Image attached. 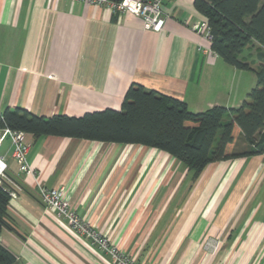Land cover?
<instances>
[{
  "label": "crops",
  "instance_id": "0c3cea01",
  "mask_svg": "<svg viewBox=\"0 0 264 264\" xmlns=\"http://www.w3.org/2000/svg\"><path fill=\"white\" fill-rule=\"evenodd\" d=\"M164 13L163 29L154 31L108 6L0 0V112L120 110L132 83L192 111L241 106L255 72L226 63L193 30L206 19L194 0H165ZM28 138L34 174L18 170L9 138L0 149L16 192L0 241L16 264H114L40 201L38 182L64 187L78 214L138 264H264V155L215 161L195 177L181 160L143 144Z\"/></svg>",
  "mask_w": 264,
  "mask_h": 264
},
{
  "label": "trees",
  "instance_id": "16d2710c",
  "mask_svg": "<svg viewBox=\"0 0 264 264\" xmlns=\"http://www.w3.org/2000/svg\"><path fill=\"white\" fill-rule=\"evenodd\" d=\"M194 5L206 17L212 51L256 74V85L241 106L192 111L181 99L132 83L120 110L47 117L7 107L0 112V127L35 138L58 135L151 146L184 162L195 177L215 161L264 155V51L256 53L257 67L243 55L253 41L264 46V0H194ZM10 190L8 183L0 184V232L11 228ZM16 263V255L0 241V264Z\"/></svg>",
  "mask_w": 264,
  "mask_h": 264
},
{
  "label": "built area",
  "instance_id": "2783aa9c",
  "mask_svg": "<svg viewBox=\"0 0 264 264\" xmlns=\"http://www.w3.org/2000/svg\"><path fill=\"white\" fill-rule=\"evenodd\" d=\"M87 2L99 6H108L114 13L128 12L143 19L145 27L154 31L163 29L166 15L164 13L165 0H70ZM193 30L211 41L210 28L207 20L196 22ZM9 138L12 144V158L22 173L34 174L35 171L28 161V153L31 141L28 133L22 130L12 129L9 126L0 127V149L3 142ZM9 164L6 156L0 152V184L14 183L10 177ZM11 187V186H10ZM11 196H16L14 190H10ZM37 194L40 201L54 209L60 217L67 219L71 227L80 235L90 240L93 245L99 247L109 255L114 264H138L136 260L127 254L121 247L109 240L100 230H97L87 219L78 214L71 202L65 197L64 187H49L41 182L37 183Z\"/></svg>",
  "mask_w": 264,
  "mask_h": 264
},
{
  "label": "rangeland",
  "instance_id": "374dc122",
  "mask_svg": "<svg viewBox=\"0 0 264 264\" xmlns=\"http://www.w3.org/2000/svg\"><path fill=\"white\" fill-rule=\"evenodd\" d=\"M258 51H264V46L257 41H253V43L251 45L246 47L244 54H243L252 63V65L255 67H257L259 65V63L257 62V59H256V53ZM244 73H248L247 75H250V74L252 75L251 71L245 70ZM247 82H249V81H247ZM260 184L261 185L258 187V189H259L258 191L260 192L259 195L262 196L261 201L264 203V200H263L264 199V179H262Z\"/></svg>",
  "mask_w": 264,
  "mask_h": 264
}]
</instances>
